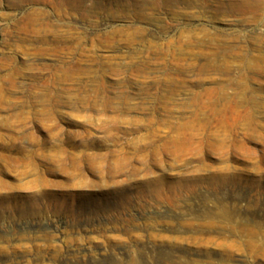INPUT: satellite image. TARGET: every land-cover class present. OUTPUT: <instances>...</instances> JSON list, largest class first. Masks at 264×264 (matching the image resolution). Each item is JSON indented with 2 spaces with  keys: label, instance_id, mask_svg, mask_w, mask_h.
I'll return each instance as SVG.
<instances>
[{
  "label": "rangeland",
  "instance_id": "obj_1",
  "mask_svg": "<svg viewBox=\"0 0 264 264\" xmlns=\"http://www.w3.org/2000/svg\"><path fill=\"white\" fill-rule=\"evenodd\" d=\"M168 1L0 0V264H264V0Z\"/></svg>",
  "mask_w": 264,
  "mask_h": 264
},
{
  "label": "bare ground",
  "instance_id": "obj_2",
  "mask_svg": "<svg viewBox=\"0 0 264 264\" xmlns=\"http://www.w3.org/2000/svg\"><path fill=\"white\" fill-rule=\"evenodd\" d=\"M82 1H83V0H52V2H53V3L55 4V6H57V7H59V6H65V7H66V6H67V8H68V7L71 6L74 10H76V9H80L81 6H84V5L82 4ZM167 1H168V0H167ZM260 1H261V0H260ZM165 2H166V1H165ZM168 2H169V1H168ZM166 3H167V2H166ZM54 4H53V5H54ZM81 4H82V5H81ZM154 4H155V3H154ZM240 5L242 6L241 8H244V7H249V8H250L251 6L259 5V0H253V2L250 1V0H241ZM260 5H261V4H260ZM53 7H54V6H53ZM87 7H88V6H87ZM60 8H61V7H60ZM62 8H63V7H62ZM62 8H61V9H62ZM72 8H71V9H72ZM154 8H155V7H154ZM260 8H261V7H260ZM57 9H58V8H57ZM245 9H246V8H245ZM247 9H248V8H247ZM81 10H83V8H82ZM30 15H31V13H30ZM33 15H34V14H33ZM81 15H82V14H81ZM83 15H84V14H83ZM251 15H252V14H251ZM253 16L255 17V15H253ZM78 17H79V16H78ZM84 18H85V17H84ZM81 19H83V18L81 17ZM98 37H99V36H98ZM54 45H55V44H54ZM194 58H195V57H194ZM172 59H173V58H172ZM179 60H180V59H179ZM179 60H178V61H179ZM171 61H172V60H171ZM178 68L180 69V67H178ZM168 71H169V70H168ZM244 89H245V88H244ZM246 89H247V88H246ZM248 90H249V89H248ZM219 95H220V94H219ZM229 99H230V97H229ZM233 99H234V98H233ZM221 101H222V100H221ZM221 101H220V102H221ZM223 101H224V100H223ZM232 102H233V101H232ZM218 104H219V101H217V102L214 101V102L211 103V107L213 106V107L216 108ZM228 104H229V103H228ZM228 104H227V106H228ZM230 104H231V102H230ZM209 105H210V104H209ZM219 105H220V104H219ZM219 105H218V106H219ZM222 105H223V107H224V103H223ZM235 105H236V104H235ZM225 106H226V105H225ZM215 108H214V109H215ZM221 108H222V107H221ZM214 109H213V110H214ZM233 110L235 111L236 109H234V107H233ZM237 110H239V109H237ZM225 112H226V111H225ZM236 113H237V111H236ZM236 113H235V114H236ZM250 113H252V112H250ZM233 114H234V113H233ZM235 114H234V115H235ZM240 114H241V113H240ZM237 115H238V114H237ZM238 116H239V115H238ZM238 116H237V117H238ZM250 116H251V115H250ZM241 117H242V116H241ZM242 119H243V118H242ZM237 120H238V119H237ZM250 120H251V119H250ZM193 121H194V120H193ZM193 121H192V123H193ZM253 121H254V120H253ZM194 122H195V121H194ZM198 122H199V121H198ZM198 122H197V123H198ZM239 122H240V121H239ZM242 123H243V122H242ZM245 123H246V122H245ZM255 123H256V122H255ZM152 124H153V123H152ZM193 124H194V123H193ZM195 124H196V123H195ZM250 125H251V124H250ZM255 126H256V125H255ZM258 126H259V125H258ZM193 127H194V126H193ZM205 127H206V126H205ZM243 127H244V125H243ZM252 127H254V126H252ZM145 128H147V127H145ZM178 128H179V127H178ZM240 128H241V127H240ZM247 128H248V127H247ZM249 128H250V126H249ZM256 128H257V127H256ZM259 128H261V127H259ZM263 128H264V127H263ZM194 129H195V128H194ZM194 129H193V130H194ZM252 129H253V128H252ZM195 130H196V129H195ZM201 130H202V129H201ZM247 130H248V129H247ZM256 130H257V129H256ZM148 131H149V130H148ZM181 131H182V130H181ZM211 131H212V130H211ZM252 131H254V130H252ZM220 132H221V131H220ZM180 133H181V132H180ZM184 133H186V132H184ZM215 133H216V132H215ZM218 133H219V132H218ZM252 133H253V132H252ZM252 133L250 132L251 135H252ZM256 133H257V132H256ZM256 133H255V134H256ZM151 134H152V133H151ZM168 134H169V133H168ZM196 134H197V132H196L195 134L192 133V135H196ZM219 134H220V133H219ZM250 134H249V135H250ZM149 135H150V134H149ZM169 135H170V134H169ZM209 135H210V134H209ZM216 135H217V134H216ZM242 135H243V134H242ZM246 135H247V134H246ZM249 135H248V137H250ZM153 136H154V135H153ZM190 136H191V134H190ZM213 136H214V135H213ZM213 136H212V137H213ZM219 136H220V135H219ZM219 136H218V137H219ZM141 138H142V137H141ZM189 138L192 140L193 137H192V136H191V137L188 136V139H189ZM213 138H215V136H214ZM213 138H212V139H213ZM216 138H217V137H216ZM241 138H243V137H241ZM254 138H255V136H254ZM193 139H194V138H193ZM215 140H216V139H215ZM189 141H190V140H189ZM196 141H197V140H196ZM217 141H218V139H217ZM183 142H184V141H183ZM191 142H192V141H191ZM189 143H190V142H189ZM189 143H188V144H189ZM194 143H195V142H194ZM196 144H197V143H196ZM175 146H176V145H175ZM179 146H180V145H179ZM167 147H168V146H167ZM189 147H190V146H189ZM179 148H180V147H179ZM185 148H186V147H185ZM190 148H191V147H190ZM181 150H182V149H181ZM186 150H187V149H186ZM164 151H165V150H164ZM173 151H174V150H173ZM173 151H172V152H173ZM175 151H176V150H175ZM191 151H192V149H191ZM174 153H176V152H174ZM190 153H191V152H190ZM163 154H164V153H163ZM174 155H175V154H174ZM174 155H173V156H174ZM223 155H224V154H223ZM164 156H165V155H164ZM167 156H168V155H167ZM120 158H121V157H120ZM127 158H128V157H127ZM129 158H130V157H129ZM145 158H146V157H145ZM158 158H159V157H158ZM226 158H227V157H226ZM155 159H156V158H155ZM170 159H171V157H170ZM227 159H228V158H227ZM107 160H108V159H107ZM173 160H175V159L173 158ZM133 161H134V160H133ZM171 161H172V160H171ZM122 162H123V161H122ZM172 162H173V161H172ZM127 163H128V162H127ZM156 163H157V162H156ZM106 164H107V163H106ZM128 164H129V163H128ZM130 164H131V163H130ZM171 164H172V163H171ZM174 164H175V163H174ZM103 165H104V164H103ZM131 165H132V164H131ZM144 165H145V164H144ZM146 165H147V163H146ZM129 166H130V165H129ZM161 166H162V165H161ZM100 168H101V167H100ZM130 168H131V167H130ZM136 168H137V167H136ZM111 169H112V168H111ZM138 169H139V168H138ZM223 169H224V168H223ZM134 170H135V169H134ZM119 171H120V170H119ZM220 171H221V170H220ZM220 171H219V172H220ZM230 171H231V170H230ZM230 171H229V172H230ZM131 172H132V171H131ZM215 172H216V171H215ZM220 173H221V172H220ZM223 173H224V172H223ZM215 176H216V175H215ZM209 178H210V177H209ZM209 182H210V181H209ZM217 182H218V181H217ZM211 183H212V182H211ZM225 183H226V182H225ZM212 184H213V183H212ZM215 184H216V183H215ZM221 184H223V182H221ZM226 185H227V184H226ZM233 185H234V184H233ZM243 185H244V184H243ZM256 187H257V186H256ZM217 188H218V187H217ZM189 191H190V190H189ZM168 194H169V193H168ZM173 196H174V195H173ZM169 198H170V197H169ZM171 198H172V197H171ZM172 201H173V199H172ZM172 201H171V202H172ZM237 207H238V206H237ZM237 210H238V209H237ZM232 211H233V210H232ZM219 212H220V213H219L220 215L225 216V215L227 214L228 210H227V209L225 208V206H224V207H221V209H220ZM237 212H238V211H237ZM228 213H229V212H228ZM230 213H231V212H230ZM206 214H207V213H206ZM173 223H174V222H173ZM187 224H188V223H187ZM177 226H178V225H177ZM179 226H180V225H179ZM182 226H183V225H181V227H182ZM188 226H189V225H188ZM173 229H174V228H173ZM175 230H176V229H175ZM181 230H182V229H181ZM131 262H132V261H131ZM130 264H131V263H130ZM132 264H133V263H132Z\"/></svg>",
  "mask_w": 264,
  "mask_h": 264
}]
</instances>
